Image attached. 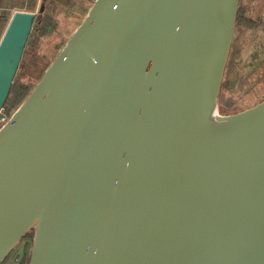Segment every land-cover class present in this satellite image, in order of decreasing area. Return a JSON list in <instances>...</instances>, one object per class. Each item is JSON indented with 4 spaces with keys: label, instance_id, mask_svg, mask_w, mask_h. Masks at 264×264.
Listing matches in <instances>:
<instances>
[{
    "label": "water",
    "instance_id": "water-1",
    "mask_svg": "<svg viewBox=\"0 0 264 264\" xmlns=\"http://www.w3.org/2000/svg\"><path fill=\"white\" fill-rule=\"evenodd\" d=\"M239 7L92 2L0 128V264L28 233V264H264V100L218 114ZM36 17L0 39V110Z\"/></svg>",
    "mask_w": 264,
    "mask_h": 264
},
{
    "label": "rangeland",
    "instance_id": "rangeland-1",
    "mask_svg": "<svg viewBox=\"0 0 264 264\" xmlns=\"http://www.w3.org/2000/svg\"><path fill=\"white\" fill-rule=\"evenodd\" d=\"M14 1V7L19 9L17 11L28 12L27 9H31L29 3L21 4L26 0ZM93 1H35L32 11L37 12V16L51 15L54 23L43 33L35 26L21 58L16 83L25 84L33 90L41 78H37L40 68L53 61ZM246 2L240 0V5L245 10V16L253 20L250 24L236 26L218 99V114L222 116L244 111L264 100V28L259 26L263 19L261 14H264V0ZM229 96L234 98L233 101L227 98Z\"/></svg>",
    "mask_w": 264,
    "mask_h": 264
},
{
    "label": "trees",
    "instance_id": "trees-1",
    "mask_svg": "<svg viewBox=\"0 0 264 264\" xmlns=\"http://www.w3.org/2000/svg\"><path fill=\"white\" fill-rule=\"evenodd\" d=\"M35 1L36 0H26L25 1V3H29V8H31V9H27L28 11H32L34 9ZM45 15L37 16L35 18L32 31L34 29H36V27H37L38 31L40 33H43L45 31H47L48 27H51V26L53 27L54 22H53L52 16L51 15L48 16V14H45ZM10 16H11V10L10 9L6 10L5 13L3 14V16H0V36L3 33V30H5V28L8 24V21L10 19ZM250 21L251 20L245 16L244 8L240 5L239 13L237 16L236 26H240L243 23L250 24ZM32 31L29 35L28 41L31 37ZM28 41H27V43H28ZM27 43H26V46H27ZM26 46H25V48H26ZM50 64L48 63V64H46L40 68V70L38 71L39 74H38L37 78H39L40 76L43 75L44 71L47 69V67ZM16 79H17V72H16V75L14 77L13 83L11 85L9 94H8L6 101L4 103V106H3V111H4L7 119H9L11 117V115L24 102V100L29 96V94L31 92L30 87H28L27 85L22 84V83H16ZM227 98L231 101H233V99H234L233 97L231 98V96H229ZM25 239L30 241V244H28V246H30L31 245V239H32V233H28L27 236L25 237ZM28 261H29V257H27L26 264H28Z\"/></svg>",
    "mask_w": 264,
    "mask_h": 264
},
{
    "label": "flooded vegetation",
    "instance_id": "flooded-vegetation-1",
    "mask_svg": "<svg viewBox=\"0 0 264 264\" xmlns=\"http://www.w3.org/2000/svg\"><path fill=\"white\" fill-rule=\"evenodd\" d=\"M261 16L263 17L261 23L259 26H262L264 28V14H261ZM250 20H253V18H249ZM28 244H30L29 240H26L25 238L20 242V244L18 245V247L9 255V257L5 260V262L3 264H11L15 254L17 253V251L19 250L21 245H24L25 251H24V257L23 260L21 262V264H26V260L27 257H29V251H30V246H28ZM18 261V257H16L15 262Z\"/></svg>",
    "mask_w": 264,
    "mask_h": 264
},
{
    "label": "crops",
    "instance_id": "crops-1",
    "mask_svg": "<svg viewBox=\"0 0 264 264\" xmlns=\"http://www.w3.org/2000/svg\"><path fill=\"white\" fill-rule=\"evenodd\" d=\"M248 3L251 2V0H246ZM25 3V1H22L21 4L23 5ZM15 1L14 0H0V16H3V14L5 13L6 10H11V12H17V10L14 6ZM28 12H33V11H28ZM12 14V13H11ZM4 32V31H3ZM3 33L0 36V39L2 37Z\"/></svg>",
    "mask_w": 264,
    "mask_h": 264
},
{
    "label": "built area",
    "instance_id": "built-area-1",
    "mask_svg": "<svg viewBox=\"0 0 264 264\" xmlns=\"http://www.w3.org/2000/svg\"><path fill=\"white\" fill-rule=\"evenodd\" d=\"M9 119L6 118L3 109L0 110V128L8 121Z\"/></svg>",
    "mask_w": 264,
    "mask_h": 264
},
{
    "label": "bare ground",
    "instance_id": "bare-ground-1",
    "mask_svg": "<svg viewBox=\"0 0 264 264\" xmlns=\"http://www.w3.org/2000/svg\"><path fill=\"white\" fill-rule=\"evenodd\" d=\"M218 114L215 112V110H212V112H211V114H210V119H209V121L211 122V123H213V122H217L218 121Z\"/></svg>",
    "mask_w": 264,
    "mask_h": 264
}]
</instances>
